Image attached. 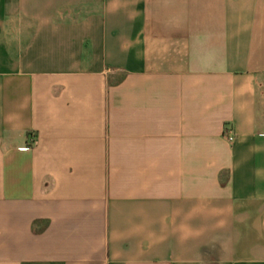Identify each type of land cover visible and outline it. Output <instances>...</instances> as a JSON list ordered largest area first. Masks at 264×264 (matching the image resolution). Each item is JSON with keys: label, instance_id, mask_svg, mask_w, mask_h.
I'll list each match as a JSON object with an SVG mask.
<instances>
[{"label": "crops", "instance_id": "obj_1", "mask_svg": "<svg viewBox=\"0 0 264 264\" xmlns=\"http://www.w3.org/2000/svg\"><path fill=\"white\" fill-rule=\"evenodd\" d=\"M0 264H264V0H0Z\"/></svg>", "mask_w": 264, "mask_h": 264}, {"label": "built area", "instance_id": "obj_2", "mask_svg": "<svg viewBox=\"0 0 264 264\" xmlns=\"http://www.w3.org/2000/svg\"><path fill=\"white\" fill-rule=\"evenodd\" d=\"M225 139L229 142L232 143L235 138L234 130L229 127H224V133H223Z\"/></svg>", "mask_w": 264, "mask_h": 264}]
</instances>
